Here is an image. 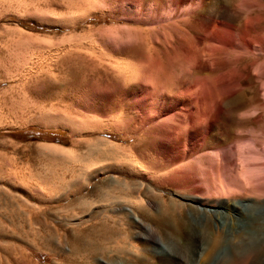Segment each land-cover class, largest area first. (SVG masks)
<instances>
[{
    "label": "bare ground",
    "instance_id": "1",
    "mask_svg": "<svg viewBox=\"0 0 264 264\" xmlns=\"http://www.w3.org/2000/svg\"><path fill=\"white\" fill-rule=\"evenodd\" d=\"M79 8L77 22L99 12L120 23L95 29L93 71L111 83L110 96L131 101L156 156L95 137L75 156L110 162L111 183L84 194L98 173L90 165L80 178L46 179L52 195L88 212L71 228L39 232L53 264H264V0H83ZM123 129L111 119V132L129 138ZM247 216L251 231L237 226Z\"/></svg>",
    "mask_w": 264,
    "mask_h": 264
},
{
    "label": "rangeland",
    "instance_id": "2",
    "mask_svg": "<svg viewBox=\"0 0 264 264\" xmlns=\"http://www.w3.org/2000/svg\"><path fill=\"white\" fill-rule=\"evenodd\" d=\"M79 1L83 0H0V264L57 261L52 245L39 232L45 233L48 226L71 228L70 221L84 213L87 217L88 212L72 209L59 191L52 195L46 179L58 173L80 178L90 165L98 175L91 177L84 194L111 183L110 162H80L75 156L89 139L133 141L138 151L156 156L142 135L145 128L139 126L140 115L131 101L117 92L110 96L111 83L99 80L93 71L95 60L88 47L95 44L97 31L120 23L99 12L77 22ZM89 1L106 7L116 0ZM251 61L248 56L243 59L244 64ZM95 89L109 93L96 94ZM67 118L76 123L80 119L78 124L90 129L74 131L61 122ZM112 118H119L123 130L127 134L132 130V135L115 136ZM140 129L144 131L139 133ZM56 146L75 151L63 154ZM164 192L169 195V188L164 187ZM246 210L250 212V207ZM253 221L247 216L237 226L251 231ZM227 247L224 252L229 255Z\"/></svg>",
    "mask_w": 264,
    "mask_h": 264
}]
</instances>
